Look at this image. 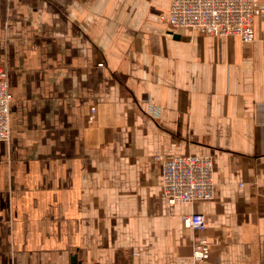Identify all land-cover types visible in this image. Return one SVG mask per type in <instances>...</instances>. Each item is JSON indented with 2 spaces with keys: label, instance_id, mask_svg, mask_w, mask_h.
Returning <instances> with one entry per match:
<instances>
[{
  "label": "crops",
  "instance_id": "0c3cea01",
  "mask_svg": "<svg viewBox=\"0 0 264 264\" xmlns=\"http://www.w3.org/2000/svg\"><path fill=\"white\" fill-rule=\"evenodd\" d=\"M170 3L0 0V264H191V212L207 264H264V11L244 42ZM167 151L213 159V199L165 200Z\"/></svg>",
  "mask_w": 264,
  "mask_h": 264
},
{
  "label": "built area",
  "instance_id": "2783aa9c",
  "mask_svg": "<svg viewBox=\"0 0 264 264\" xmlns=\"http://www.w3.org/2000/svg\"><path fill=\"white\" fill-rule=\"evenodd\" d=\"M263 11L261 0H171L163 19L172 27L209 35H234L249 42L254 38V19ZM11 99L6 71L0 67V140L9 134ZM95 111V106L89 108V123ZM154 157L161 164V194L168 203H194L214 198L218 180L210 156L167 151ZM181 220L184 227L192 231L191 264H207L210 242L204 233V214L186 213Z\"/></svg>",
  "mask_w": 264,
  "mask_h": 264
},
{
  "label": "water",
  "instance_id": "95a60500",
  "mask_svg": "<svg viewBox=\"0 0 264 264\" xmlns=\"http://www.w3.org/2000/svg\"><path fill=\"white\" fill-rule=\"evenodd\" d=\"M76 263V259L75 257L73 256V258L71 259V264H75Z\"/></svg>",
  "mask_w": 264,
  "mask_h": 264
},
{
  "label": "rangeland",
  "instance_id": "374dc122",
  "mask_svg": "<svg viewBox=\"0 0 264 264\" xmlns=\"http://www.w3.org/2000/svg\"><path fill=\"white\" fill-rule=\"evenodd\" d=\"M1 67V66H0ZM2 68V67H1ZM4 69V68H3ZM5 70V69H4Z\"/></svg>",
  "mask_w": 264,
  "mask_h": 264
}]
</instances>
